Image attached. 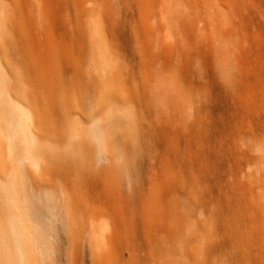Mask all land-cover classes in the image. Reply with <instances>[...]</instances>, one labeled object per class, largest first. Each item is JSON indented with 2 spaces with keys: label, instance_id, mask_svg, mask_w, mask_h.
Returning <instances> with one entry per match:
<instances>
[{
  "label": "rangeland",
  "instance_id": "rangeland-1",
  "mask_svg": "<svg viewBox=\"0 0 264 264\" xmlns=\"http://www.w3.org/2000/svg\"><path fill=\"white\" fill-rule=\"evenodd\" d=\"M93 19L123 127L101 117L111 101L92 69ZM16 109L27 143L8 135ZM165 177L195 253L151 220ZM21 180L32 211L50 195L78 219L66 230L39 213L25 264H107L81 231L100 219L101 243L106 216L125 264H264V0H0V214ZM10 232L0 264H19Z\"/></svg>",
  "mask_w": 264,
  "mask_h": 264
},
{
  "label": "bare ground",
  "instance_id": "bare-ground-1",
  "mask_svg": "<svg viewBox=\"0 0 264 264\" xmlns=\"http://www.w3.org/2000/svg\"><path fill=\"white\" fill-rule=\"evenodd\" d=\"M95 22H96L95 19H93L91 22H89V35H90V38L92 41V51H91L92 66H93L92 69H93V73L96 74L95 75L96 78L102 82V83L100 82L102 84L101 85V88H102L101 97L106 98L107 102L111 101V103L109 104L110 107L109 108L107 107V109L102 113L101 117H102V119L106 120L107 123L113 128H116L119 126L123 127L125 124H127V123L129 124V121H128L129 118H128L127 110H126V108L120 107L116 104L114 94L112 93V91L115 88L114 80L109 75V73L111 71V60L108 58L109 56H108V52L106 50V46L104 45L103 41L99 37ZM45 92H46L45 97L46 96L50 97L51 94H53V91H51V89H47V90L45 89ZM44 106L45 105H43V107ZM14 114L17 115V121L14 124L8 123V132H9L8 135L11 136L12 139L18 138V137H23V139L25 140V143H27L26 142V135H25V124L23 121V119L25 120V116L23 115V113L21 111H19L17 109L14 111ZM124 130H127L128 132H130L127 128H125ZM110 133H108V135H110ZM111 135H112V133H111ZM113 136H114V134H113ZM118 136H121V135H118ZM110 141H111V139H109L108 142H110ZM116 141L117 140L114 137V139L111 142L115 143ZM22 160H27L30 162L35 161V156L32 154L30 148L25 147V151H24V154L22 156ZM11 185H12L11 187L13 190V195H11L9 197V201L11 202L14 211L9 213V214H4V213L0 214V229H6V227H9L11 230L10 233H11V237L13 238L12 242H13V245L15 248L14 249L15 250L14 256L16 257V259L14 256L13 257L11 256L10 258H13L19 264L20 263L25 264L24 257L25 258L27 257V253L29 251H34L33 248H32V250L30 249L31 244L35 245L34 243L31 242L32 240L29 241V239L32 238L33 235H35L34 232L29 231L30 230L29 228L31 225L34 226L32 223L37 222V220H39L41 218L40 214H41V216L48 219L54 225L58 224L59 226L66 228V230L70 229L73 226L76 229V227H78V226H76L78 223V219L76 220V225H72L73 223H75V221L73 222V220H74L73 218H75L74 213L73 212H71V214L69 213L72 210V208H71V210H68L69 211L68 214H63L62 212L56 210L54 207L55 203H54V201L52 202V197L50 198V195H48V196L45 195V197L43 199V206L45 208V210L43 212L40 213L35 208H33V209L36 211H32L31 210L32 208L29 207L30 203L26 202L27 200H25V197L28 195V189L25 185V182H23L21 180V183H19V187L17 186V184L16 185L11 184ZM173 191H176V187L173 184V180L169 177H165L163 179V181L159 182L158 184L155 183V186H154L153 190L151 191V194L149 195L151 201L155 204V205H153L154 208H153V212H152V215H155V216L153 218H151V220L155 221V222H159V224H161L165 228V232H166L167 236L171 239H175V241L182 248H185V247L191 248L192 252L195 253L196 249L198 247V246H195L196 242L199 243L198 235H196L194 233L193 235H191L192 236V239H191L188 235H186V233L183 232V230H184L183 229V217H182L183 215H182L181 207L184 205V201L183 200H177V199L174 200V198L172 200H170L169 198L171 196H173L172 193H170V192H173ZM71 195L74 196L73 194H71ZM70 200L71 199H68L67 202L69 203ZM72 201H70V202H72ZM74 204L77 205L75 202H73V205ZM140 208H141L140 221L145 223V221L149 218L148 217V213H149L148 212V206L147 205H144V206L141 205ZM130 212H132V211H130ZM37 213H38V215H37ZM72 213H73V218L71 217ZM78 213H80V212H78ZM78 213L76 212L75 214L77 215ZM129 216H132V215L129 214ZM133 216H132V218H133V222H134L135 216L134 217ZM106 218H107L106 221L108 222L109 230L104 235L101 243L97 242L96 235H95L96 230H97L96 228L98 227V225H97V227L95 225L99 224L101 222L100 219H99V221L96 220L98 223L96 221H94V224H90L92 222L90 220H88L87 223H88L89 227L87 226V224H85V222H82L81 223V228H82L81 231L84 233V230H88L87 231L88 235L86 234V232H85V234L88 237V239H87L88 243L87 244H89L88 247L90 248V251L92 254H94V253L96 254V251H97V253H99L101 256L105 255L104 257H106L108 260L107 264L108 263L109 264H125L123 253H122V251H120V248H121L120 247L121 246L120 245L121 240H120V234H119L120 230L115 225L116 222L113 220L112 216H110V218L106 216ZM130 219H131V217H130ZM95 222H96V224H95ZM44 224H45V222H44ZM120 224H121V222H120ZM47 225H49V224L47 223ZM129 225H131V224H129ZM35 226H36V224H35ZM32 230H34V228ZM77 231H78V228H77ZM74 232H76V231H73V233ZM31 234H32V236L29 237ZM27 242L31 243L30 248H28L29 251L27 250V245H28ZM24 249H26V250H24ZM39 249H42V248L40 247ZM35 250L38 253L37 249H35ZM33 253H35V252H33ZM24 255H26V256H24ZM184 256L186 258L188 257V255H186V254H184Z\"/></svg>",
  "mask_w": 264,
  "mask_h": 264
}]
</instances>
